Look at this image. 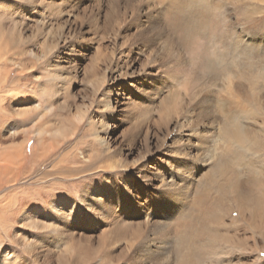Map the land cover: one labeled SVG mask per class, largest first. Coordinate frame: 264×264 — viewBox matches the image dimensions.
<instances>
[{
  "label": "bare ground",
  "instance_id": "bare-ground-1",
  "mask_svg": "<svg viewBox=\"0 0 264 264\" xmlns=\"http://www.w3.org/2000/svg\"><path fill=\"white\" fill-rule=\"evenodd\" d=\"M25 41L50 79L26 99L30 110L64 116L50 131L22 121L18 143L9 125L0 191L78 125L88 133L75 159L82 173H49L91 182L78 202L59 194L42 208L1 195L13 250L0 247V264L46 255L52 264H247L251 234L264 243V0H0V53ZM11 104L27 114L22 100ZM233 208L250 237L229 224Z\"/></svg>",
  "mask_w": 264,
  "mask_h": 264
},
{
  "label": "rangeland",
  "instance_id": "rangeland-1",
  "mask_svg": "<svg viewBox=\"0 0 264 264\" xmlns=\"http://www.w3.org/2000/svg\"><path fill=\"white\" fill-rule=\"evenodd\" d=\"M22 22H23V24L28 23L27 24L28 26L33 25V21L31 19H25V20H22ZM257 24H258V27H255V28L260 29L262 27V24L260 22H258ZM60 25H61V22H60ZM24 43L25 44H23V42L20 43V45H18L17 49H14V50L8 49L4 53L2 51L0 53V66H2L0 68V71H2L4 69L0 73V83H2V85H3L2 89L0 91H2V92L4 91L3 93L0 92V150H1L0 151V157L5 156L7 149L13 143V141L10 140V138L8 137V135L10 134L9 125L10 126L13 125L17 129L18 135L15 137V142L18 143L24 137V132L26 130L24 128V126L22 125V123L25 122L27 124L28 119L33 121V123L35 125H38L39 127L50 131L51 129L56 127V125L58 123V117L64 116V115H60V114L53 113V112H50V113L45 112V114L43 113L41 115H38L37 117H34L35 113H33V111L30 110L29 105H28L29 101H27V100L30 98H33V97H35V98L37 97V95L35 94V90L37 89L38 82L48 83L50 81V79H49V77L45 78L47 75H45V73L43 72V71H45V69H44V64L42 63V60L38 59L36 56L31 55L29 50H31L32 44L29 42H26V41ZM56 51L58 53H60L61 56L64 52L60 46H58ZM10 58H11V60H10ZM16 60H18V61L15 62ZM4 61H6V62H4ZM1 64H3V65H1ZM4 71H5V73H4ZM18 74L21 76H26L25 77L26 80L24 79V77L22 78L23 80L22 79L19 80L20 78H18V76H19ZM36 81H37V83H36ZM75 90H76V88H72V91H73V93L71 95L72 100L75 99L73 101L74 102L77 101L76 103L79 104L80 100H81V95L79 94V92L77 90L76 91ZM43 98L46 99L47 97L43 96ZM17 100H22V108L28 109L27 114H23V112L19 114L18 111H20L22 109H17V111L15 112L16 107L13 106L11 104V102H15ZM10 104H11V106H10ZM78 126L79 127L77 129V133L76 132L73 133V135H71L72 137L70 136L71 139L69 137H67L65 140H59L57 138L51 139V137H46V138H48V140L51 139L50 140L51 146L52 145L54 147L56 146V149H55L56 153L55 152L52 153L50 155V158L47 161H45L41 165H38L35 168H31V165L26 162V164L19 170V174L24 173L25 171L27 172L29 170H30V173L23 175L22 178H25V179H21L16 186L11 187V188H9V187L2 188L0 191V196L5 194V193H9V194L11 193V194L19 195L21 200L24 202L22 204V201L20 200L21 201L20 204L24 205L25 207L34 206V207L42 208L43 205L45 207L46 206L45 204H47V201H49L48 199H50L53 195H59V194H61L59 196H62L64 198H68L70 201L78 202V196H80V191L84 190L85 186L87 185L86 183L91 182V181L83 180L81 178V176H79V175H73V174L69 175V174H67V172L62 171V169L58 170L56 173H52V174L49 173L50 167L53 165L54 166H68L70 169L74 168V169H76L77 174H78V172H81L82 169L84 168V167L81 168L79 161L77 162V161H75V159H77L76 156H77L78 152L81 151V149L83 148L84 142L86 140V134H88V133L86 132L85 125H78ZM84 128H85V130H84ZM118 130H119V126H118V129L116 131V122H115V124L113 123V125L110 127V130L108 132V138H110V140L114 143L116 140V136L119 134ZM76 135H77V137H76ZM35 145H36V139L34 137H31L29 139V141L26 143V147H27L28 151H31L32 149H34ZM59 146H60V148H59ZM114 147H116V143H115ZM30 156H31V154H29L28 156L25 155L26 161L29 162L31 160ZM61 157L63 158V160ZM65 159H67V161ZM72 159H74V160H72ZM130 160H131L130 162L135 160V156L133 155ZM50 161L52 162V164ZM78 166H79V168H78ZM26 177H29V178H26ZM95 178L96 177H94L93 179H95ZM30 179H32V180H30ZM62 194H64V195H62ZM27 198L29 199V201ZM229 204L231 205V201H226L224 208H226V206L229 207ZM24 206H21V207H24ZM112 207L116 208V202H114V204H112ZM231 207H232V205H231ZM232 210L230 211V214L228 215V218H227L228 222L230 221L229 224L230 225L239 224L241 227V228L239 227V230L242 232L244 230L245 231L244 233L247 232L246 235L248 237H250L248 232H251V230L249 228L243 226V223L238 218V215H239L238 211L234 208ZM1 215L2 214H0V217H3V215L2 216ZM232 218H235V219H232ZM1 225H2V227H1ZM7 225L8 224L4 223V222L0 224V238H1L0 239V247L1 248H10L11 247V249L13 250L11 243H9L6 239L4 240V238L1 234V228H4V227L7 228L6 227ZM31 233H34V232H31ZM35 235H37V234H34L33 236H35ZM255 235H256V237H255ZM260 238L261 237L258 236L257 234H251V238L248 239L249 242L246 243L247 252L245 253V256L247 257V264H264V247L261 246V244H264V243ZM255 244H259L257 246L258 248L254 247ZM2 245H3V247H2ZM250 246H252V247H250ZM47 256L48 255L42 256L44 258H41V257L35 258L32 256H27V257L24 256V258L26 259L25 260L26 262H24V263L25 264H30V263L31 264H52L51 260L49 258H47ZM33 259L35 260V262H33L34 261ZM42 259L44 260V263H42L43 262Z\"/></svg>",
  "mask_w": 264,
  "mask_h": 264
}]
</instances>
